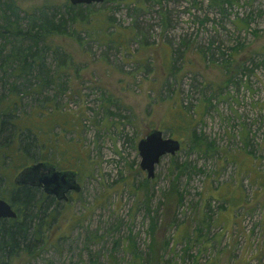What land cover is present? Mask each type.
Returning <instances> with one entry per match:
<instances>
[{"label": "rangeland", "instance_id": "1", "mask_svg": "<svg viewBox=\"0 0 264 264\" xmlns=\"http://www.w3.org/2000/svg\"><path fill=\"white\" fill-rule=\"evenodd\" d=\"M17 1L66 12V0ZM218 1L89 4V22L54 38L71 59L59 71L48 53L53 82L31 81L37 92H20L16 113L41 127L33 155L74 172L80 190L42 199L50 230L10 264H264V0ZM115 29L132 34L126 50L106 36ZM150 127L181 143L152 179L136 147ZM21 155L2 162L1 192Z\"/></svg>", "mask_w": 264, "mask_h": 264}, {"label": "trees", "instance_id": "2", "mask_svg": "<svg viewBox=\"0 0 264 264\" xmlns=\"http://www.w3.org/2000/svg\"><path fill=\"white\" fill-rule=\"evenodd\" d=\"M106 1L104 0L102 3ZM211 4L219 5L220 3L218 0H211ZM61 6L66 11L64 15L48 13L44 10L45 8L54 9L58 7L53 4L45 5L44 8L39 9L37 7L23 9L17 0H0V132L3 133L6 128L11 129L10 133L2 138V144L6 151H0L1 171L4 168L2 166L4 159L14 160L15 153L23 156V161L19 163L18 169L43 159L41 155L34 156L31 150L40 142L37 135L42 132L40 131L41 127L30 128L25 122L33 119L32 115L23 116L16 112L19 108L20 92L23 94L28 91L37 92L36 87H39L41 91L47 87L48 83L53 82V77L48 76L49 69L46 57L48 53L51 52L53 58L56 59L59 71L67 64V60L71 59V56L62 46L54 42V38H66L68 35H75L79 31L76 28L77 25L89 22L87 9L90 5H72L66 0ZM21 12L24 13V17H20ZM94 22L100 32H105L106 29L100 25L102 20L96 18ZM69 26H71L70 31L67 30ZM120 33L123 34L122 37ZM109 35L110 42L123 50L127 49L129 40L132 38V34L122 33L118 29L106 34V36ZM57 69L55 74L58 73ZM31 81H34L35 88ZM189 126L190 123L185 125L187 129L190 128ZM190 132L195 137V131ZM15 138H17L16 143ZM24 140L28 142H24ZM35 191V188L29 186L17 187L13 184L7 192L0 191V197L7 200L18 213L16 218L0 221V264H10L9 261L13 256L17 257L22 252L28 251L32 244L45 238L43 235L45 230H50L52 220H54V211L49 215L47 214L46 207H42V199L44 198H36ZM180 198L176 202L178 205L182 202ZM172 225L177 227L175 222L168 224V226ZM158 228L157 220H154L151 225L153 237L151 243L148 244L149 256L152 259L158 254L153 252V248L156 246L154 233ZM166 231L167 228L159 242L158 251L167 245ZM128 246L127 248L132 253H136L131 238ZM134 263H136L135 260L132 261V264Z\"/></svg>", "mask_w": 264, "mask_h": 264}, {"label": "water", "instance_id": "3", "mask_svg": "<svg viewBox=\"0 0 264 264\" xmlns=\"http://www.w3.org/2000/svg\"><path fill=\"white\" fill-rule=\"evenodd\" d=\"M104 0H69L72 5H89L102 3ZM137 151L140 156L139 167L145 171L146 178L154 177L155 165L164 155H174L180 150L179 140L170 136H164L159 128H151L137 141ZM16 185L30 184L40 186L48 195H53L57 200L66 199L70 191L79 192L80 186L76 182L72 171L59 170L53 163L35 162L21 169L13 179ZM16 212L11 205L0 198V219L15 218Z\"/></svg>", "mask_w": 264, "mask_h": 264}, {"label": "flooded vegetation", "instance_id": "4", "mask_svg": "<svg viewBox=\"0 0 264 264\" xmlns=\"http://www.w3.org/2000/svg\"><path fill=\"white\" fill-rule=\"evenodd\" d=\"M35 162H49V163L51 162V163H53L52 161H50V160H48V159H45V160L40 159V160L35 161ZM35 162H32V163H35ZM32 163H30V164H32ZM30 164H29V165H30ZM24 167H25V166H24ZM24 167H22L21 169H23ZM21 169H17L16 174H17ZM16 174H15V175H16ZM15 175H14V176H15ZM13 179H14V177H13ZM13 179H12V182H11V183H12L13 185L17 186V187L29 186V187H31V188H35V189H36L35 194L38 193V194L40 195L39 197H41V198L43 197L44 199H45V198H50L52 203H57V202L59 201V200L56 199L55 196L50 195V194L48 195L47 193H45L44 190H43V188L40 187V186H32V185H30V184L19 185V186H18V185H16V184H14ZM68 193H69V192H68ZM0 198H1V197H0ZM2 199H3V198H2ZM4 200H5V199H4ZM6 201H7V200H6ZM7 202H8V201H7ZM8 203H9V202H8ZM9 204H10V203H9ZM10 205H11V204H10ZM55 205H56V204H55ZM11 207H12V206H11ZM13 210H14V209H13ZM14 211H15V210H14ZM15 212H16V211H15ZM51 213H52V211H51V212L49 211L47 214L49 215V214H51ZM17 214H18V213L16 212V217H17ZM16 217H15V218H16ZM7 219H13V218H1L0 221H1V220H7Z\"/></svg>", "mask_w": 264, "mask_h": 264}]
</instances>
